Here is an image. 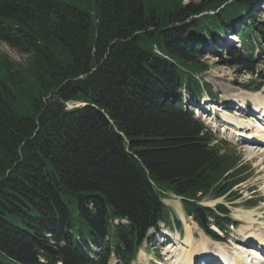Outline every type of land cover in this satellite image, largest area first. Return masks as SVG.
<instances>
[{
	"label": "trees",
	"instance_id": "trees-1",
	"mask_svg": "<svg viewBox=\"0 0 264 264\" xmlns=\"http://www.w3.org/2000/svg\"><path fill=\"white\" fill-rule=\"evenodd\" d=\"M250 1L0 0V45L27 56L22 66L0 54L1 254L15 264H107L112 250L131 264L167 219L161 191L218 239L206 220H221L198 203L231 194L245 171L169 102L179 89L199 96L206 70L175 25L194 17L187 27L199 39L218 37ZM251 28L243 39L264 35V25ZM27 80L44 92L23 116L9 102L16 86L29 100Z\"/></svg>",
	"mask_w": 264,
	"mask_h": 264
},
{
	"label": "rangeland",
	"instance_id": "rangeland-1",
	"mask_svg": "<svg viewBox=\"0 0 264 264\" xmlns=\"http://www.w3.org/2000/svg\"><path fill=\"white\" fill-rule=\"evenodd\" d=\"M182 7H187L189 5L199 7L202 5L201 0H182ZM261 8L262 5H260ZM183 15V14H182ZM258 16L261 18H264V14L258 13ZM194 17H183L184 20L179 21L175 26H179V28L184 33V37L188 34L193 33V29L190 27H187V25L193 21ZM164 30V29H163ZM168 30V29H165ZM176 38H179L176 36ZM210 40V39H209ZM186 43V42H185ZM207 43V44H206ZM202 44V49L199 51V53H202L203 49L207 47V49L211 48L210 44L206 42ZM241 45V44H240ZM239 44H233L232 49L234 50V53L231 51L228 52V54L222 55H215V53L211 52L207 55L205 53L199 54L202 55L203 59L202 62L205 64V67L207 69L205 72L200 74V80L211 87V93L216 96L217 101L221 102L222 100H225L226 98H229L230 96H237L238 94L244 93V90L246 89L248 83L252 85V87H256V84L263 83L264 84V59L262 57H257V55L254 57V59L259 62V65L257 66L256 70L258 71V77H251V75H246L243 70L242 65H235V59L237 56L240 55V57L244 60H246L244 54L242 53L243 50H241ZM237 48V49H236ZM231 53V55H229ZM0 54L5 55L10 61H13L20 65H26L27 63V56L24 54H21L17 52L16 50L10 48L9 46L5 44L0 45ZM249 55H247L248 57ZM198 57V56H197ZM26 86L21 89L20 92L27 93L29 100H26L22 93L19 94V91H17V88L20 86H16V90L12 91L13 98L10 100V105L12 107V110L19 115L26 116L28 114H31L33 111L32 101L39 100L41 95L43 94L44 90L42 86L39 84L36 86L33 81L27 80ZM12 87L10 84L8 85ZM260 92H264V86L260 90ZM249 94V93H247ZM246 97H249L252 101L253 97H260L261 101L264 103V97L260 94L255 95H245L239 97L241 100H245ZM232 101L231 99L225 100V103H223L222 107L228 106L229 103ZM75 103H68L67 110H71L73 108H76ZM241 109L244 107L243 104H241ZM256 107V112H261L260 109H258V106ZM234 110V108H233ZM235 110H237L235 108ZM239 110V109H238ZM240 111V110H239ZM264 114V113H263ZM246 124H248V127H250V123L247 122V120H244ZM252 126H257V123L252 122ZM246 147V148H245ZM239 147V148H232L230 149L231 154L234 157H239L240 165H242L244 168V171L246 172V175H248V180L246 182H243L238 187H236L234 190L235 192L240 195V199L234 202H228V198H222L218 201H203L200 204H202L205 207L214 208L216 205L221 204L224 205L228 210V219L229 221H234L237 223V227L233 231L230 232L228 230L227 234H218L221 239L224 240L223 244H219L220 247L226 249L227 251L230 250V252H233L234 246L237 244H240V241H244V230L245 231H264V161L260 162L258 159L254 157L249 156V152L251 150L250 147ZM257 151L254 150V153ZM171 199V198H170ZM253 201V205L251 208L247 207L245 205V201L250 200ZM165 205L168 204L167 199L164 200ZM175 204L179 205L178 200H176ZM175 204L173 205L174 210L170 207L171 212L173 211L175 214H177V211L175 210ZM250 206V205H248ZM182 215V213H180ZM168 218L171 219H180L181 223V229L182 234L179 233V229L174 225V227L167 228L169 231L173 233V235H176V232H178V236L183 238V234L185 232L186 225L191 230V234L193 235V238L196 240L199 239L200 233L202 232L191 222V219H187L186 217H175L172 213L168 214ZM175 217V218H174ZM227 227V224H225ZM251 225V226H250ZM211 229H214V226L211 227ZM228 229V228H227ZM156 236L155 241L149 242L152 246V248L147 247L146 249L142 250L144 251V256L142 258L136 257V260L132 264H166L164 258V250H165V244H167L168 241L164 242V239H161L157 232H153L150 236L151 240L152 237ZM174 237V236H173ZM203 238V237H202ZM178 237L174 239V241H177ZM179 242V241H178ZM246 243V241H244ZM196 243V242H195ZM199 245V244H198ZM196 244V246H198ZM241 245V244H240ZM247 244V246H244V248H251ZM234 253V252H233ZM156 256L157 258L163 260V261H156L152 263L150 260H153V257ZM114 258L109 259L110 264H114ZM0 261L3 264H14L11 262L4 254L0 253ZM119 261V260H118ZM120 264V261H119Z\"/></svg>",
	"mask_w": 264,
	"mask_h": 264
},
{
	"label": "bare ground",
	"instance_id": "bare-ground-1",
	"mask_svg": "<svg viewBox=\"0 0 264 264\" xmlns=\"http://www.w3.org/2000/svg\"><path fill=\"white\" fill-rule=\"evenodd\" d=\"M252 102L256 103L257 104L256 106H258V109H260L261 111L263 110V113H264V103L263 101H261L260 97H253ZM230 117L232 118L225 119V116L223 115L222 122L224 123L226 122L227 124H229V126L230 125L235 126L230 129V132L234 133L236 137L240 136L243 139L244 135H240L242 133V127H243L242 125H244V127H248V124H246L244 119L243 120H241L242 118L238 119L239 117L238 114H236L234 117L230 115ZM254 127H255V132L252 135L253 136L251 138L252 140L249 139V137L245 138L247 140L248 139L251 140L250 144L246 146L250 148L252 147L249 152L250 157H254L258 159V161L263 162L264 161V132H263L264 130L260 129L259 125L254 126ZM237 140L238 139H235V141ZM254 150H256L257 152L254 153ZM188 226L190 227V225H186L185 227V237L181 242H177L176 244H173L175 238H172V236L170 238H166L164 236L166 240H164L163 243L168 241L167 244H165L166 247L164 250V258H165V261L167 262L166 264H199L201 261H204L206 264H211L212 263L210 262L211 257H213L214 254L218 256L221 255L220 258L222 260L225 259V257L222 254L224 253L222 252V249L224 248L220 247L219 243L210 244L209 239L201 233H200L199 239L195 241V239L193 238V235L191 234V230L188 228ZM245 230H244V236H245L244 241H247V242L245 243L244 241L242 242L240 241L241 245L237 244L235 246L236 249H239L241 252L242 251L244 252L243 256L241 257L236 254H233V255L226 254L227 263L228 264H232V263L233 264H248L249 259L247 258L250 257L251 258L250 264H264V262L262 263V261L257 260L256 258H253V256H257L261 258V253H260L261 251L255 252L253 249H256V250L264 249V231L255 232V231H250V230L245 231ZM153 232H157L159 237L163 239L162 237L163 232H161L160 227H157V229H151L147 232V239H145L146 241L148 242L155 241L156 236L152 237V240L150 238ZM145 240L142 242L143 245L145 244ZM252 240L256 241V244H254ZM196 244L197 245L199 244V245L196 246ZM247 244L252 247L244 249V246H247ZM248 250H251V251H248ZM247 251H248V255H247ZM143 256H144V252L140 251V253L137 256V259L139 257L142 258ZM133 262L134 261L132 260L131 264Z\"/></svg>",
	"mask_w": 264,
	"mask_h": 264
}]
</instances>
